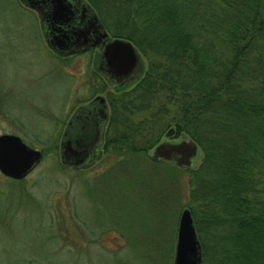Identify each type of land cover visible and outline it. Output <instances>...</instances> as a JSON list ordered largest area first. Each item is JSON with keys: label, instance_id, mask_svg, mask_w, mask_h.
I'll return each instance as SVG.
<instances>
[{"label": "trees", "instance_id": "obj_1", "mask_svg": "<svg viewBox=\"0 0 264 264\" xmlns=\"http://www.w3.org/2000/svg\"><path fill=\"white\" fill-rule=\"evenodd\" d=\"M85 1L111 36L132 43L141 63L129 89L105 93L109 110L96 156L107 166L112 159L151 163L160 173L157 197L163 192L190 211L200 264L204 233L227 219L234 228L214 236L216 264H264V0ZM163 133L197 144L192 166L150 159Z\"/></svg>", "mask_w": 264, "mask_h": 264}, {"label": "rangeland", "instance_id": "obj_2", "mask_svg": "<svg viewBox=\"0 0 264 264\" xmlns=\"http://www.w3.org/2000/svg\"><path fill=\"white\" fill-rule=\"evenodd\" d=\"M15 6L0 0V134L17 135L43 154L23 180L0 173V264H171L182 203L166 201L163 192L157 197L160 173L150 162L112 159L107 166L99 155L81 168L60 163L69 111L99 91L90 85L93 56L55 55L43 42L36 13ZM107 92L111 98L117 90L108 86ZM214 228L204 233L206 264H216L214 236L234 223L227 219Z\"/></svg>", "mask_w": 264, "mask_h": 264}, {"label": "water", "instance_id": "obj_3", "mask_svg": "<svg viewBox=\"0 0 264 264\" xmlns=\"http://www.w3.org/2000/svg\"><path fill=\"white\" fill-rule=\"evenodd\" d=\"M19 0L38 13L45 43L60 54L98 47V69L110 83L121 85L141 67L139 55L126 39L110 37L93 9L85 0ZM55 32V34H54ZM100 66H105L103 71ZM108 75V76H107ZM112 81V82H111ZM96 101L102 102L99 116L105 122L107 114L103 97L94 96L68 119L58 144L60 163L81 168L96 155L94 148L102 139L98 126L104 122L88 119L90 112H80ZM76 115V124L74 116ZM80 117V118H79ZM168 133V131H167ZM198 155L197 144L188 136L178 139L163 138L149 153L153 161H167L177 167L192 166ZM40 149L27 146L14 134H0V173L19 180L41 160ZM201 247L188 208H182L176 226L171 264H200Z\"/></svg>", "mask_w": 264, "mask_h": 264}, {"label": "flooded vegetation", "instance_id": "obj_4", "mask_svg": "<svg viewBox=\"0 0 264 264\" xmlns=\"http://www.w3.org/2000/svg\"><path fill=\"white\" fill-rule=\"evenodd\" d=\"M71 3H74V1L73 0H69ZM76 3V2H75ZM74 3V4H75ZM30 10H32V9H30ZM32 11H34V10H32ZM35 13H36V16H38V13L36 12V11H34ZM38 19H39V17H38ZM40 22V21H39ZM40 26H41V23H40ZM41 29H42V27H40ZM40 33H41V36H42V38H43V40H44V37H43V33H42V30H40ZM54 34H55V32H54ZM110 37H111V35H110ZM44 42H45V40H44ZM45 45L46 46H48L46 43H45ZM49 47V46H48ZM48 49H50L54 54H60V53H58L57 51H55L54 49H52V48H48ZM90 52L91 54H92V56H93V59L90 61V63H91V71L93 72V73H95V75H96V77H93V80H90V85H93V86H97L98 88V90L99 91H96L94 94H92V95H90V96H88L87 98H85V100L84 101H82V102H79L77 105H75L74 107H72V109L69 111V115H68V117H67V119L65 120V122H64V125H63V128H62V130L64 129V126H65V124L67 123V121H68V119H70V117L76 112V110L78 109V108H80V107H84V106H86L87 105V103L94 97V96H97V95H100V96H102L103 97V101H104V103H105V110H106V113H107V111L109 110V105H108V101H107V98L105 97V93H104V91H106V89H107V87L108 86H111V87H113L114 89H118L120 86H122L123 84H121L120 86H118V85H116L115 83H110L109 82V80L107 79V77L106 76H104L103 75V73L98 69V59H99V56H98V53H99V51H98V47H92V46H89V47H87V48H82V49H79L78 51L77 50H75V51H70V52H68V53H66V54H60V55H62V57H65V56H69V55H72V54H77V53H81V52ZM54 56V55H53ZM101 67V69L104 71L105 70V66H100ZM140 70V69H139ZM138 71V70H137ZM97 76L99 77V79L97 78ZM108 76V75H107ZM135 76V74L132 76V78L131 79H129L128 81H133L134 79H133V77ZM96 82V83H95ZM112 82V81H111ZM127 81H125L124 83H126ZM97 83L99 84V85H97ZM103 108V105H102V102H99V101H96L95 103H93L91 106H89L88 108H86V109H84V110H81L80 112H90V113H92L93 115H91V114H89V116H88V119H90L91 121L93 120V119H95V120H98V121H102V122H104V120L102 119V118H100V116H99V109L100 108ZM76 118V115L74 116V124H76V121H78V120H76L75 119ZM80 118V117H79ZM106 123H107V118H106V120H105V122L104 123H102V124H100L99 126H98V130H100V136H101V138L100 139H102L103 137H104V133H105V131H106ZM60 137H61V135H60ZM59 140H60V138H59ZM101 142H102V140L100 141V144L97 146V147H95L94 148V151L96 152V155H97V152L99 151V148H100V145H101ZM95 155V156H96Z\"/></svg>", "mask_w": 264, "mask_h": 264}]
</instances>
